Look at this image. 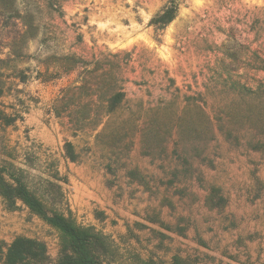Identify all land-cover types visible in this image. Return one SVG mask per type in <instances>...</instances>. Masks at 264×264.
Returning <instances> with one entry per match:
<instances>
[{
	"label": "rangeland",
	"instance_id": "374dc122",
	"mask_svg": "<svg viewBox=\"0 0 264 264\" xmlns=\"http://www.w3.org/2000/svg\"><path fill=\"white\" fill-rule=\"evenodd\" d=\"M59 2L63 17L53 21L42 15L47 34L30 42L25 57L8 60L7 50L0 48V60L8 61L0 62V159L14 153L31 177H46L55 164L76 223L108 236L127 261L138 255L160 264H175V259L264 264V157L241 154L234 140L217 133V142L206 150L212 163H201L189 152L196 175L185 176L171 140L166 158L157 147L145 150L142 134L150 121L146 109L168 100L176 89V103L183 107L187 97L200 99L213 72L240 79L241 73L253 75L264 66V0ZM170 2L177 7L174 19L154 27L150 21ZM66 55L90 62L91 68H109L116 61L123 68L125 102L101 133H74L65 117L50 113L61 90L79 81V69L47 83L34 79L43 69L36 59L60 73L58 64L71 65L57 61ZM202 98L212 115L213 100ZM120 120L131 129L121 136L113 133ZM66 143L75 161L66 157ZM213 189L212 203L219 207L206 204ZM19 236L44 243L50 262L56 261V231L21 202L9 208L0 197V264Z\"/></svg>",
	"mask_w": 264,
	"mask_h": 264
},
{
	"label": "trees",
	"instance_id": "16d2710c",
	"mask_svg": "<svg viewBox=\"0 0 264 264\" xmlns=\"http://www.w3.org/2000/svg\"><path fill=\"white\" fill-rule=\"evenodd\" d=\"M38 1L33 0L32 6L24 7L20 0H0V48L7 50L8 60L25 57L30 42L47 34L44 31L47 27L43 25V14L53 21L63 17L59 0H41L43 7L36 5ZM176 12L177 7L170 2L150 23L156 28H162L174 19ZM55 25L48 26L51 28ZM35 61L43 68L34 77L41 83L66 76L75 69L80 70L79 81L63 88L55 100L50 110L55 118L65 117L74 133L98 129L101 133L109 127L110 118L120 111L125 102L123 85L126 79L119 62L111 63L109 68H91L90 62L66 55L58 57L57 61L69 62L71 65L65 68L58 64L60 73H51L45 61ZM0 62L8 61L3 59ZM263 63L264 60L260 59V64ZM254 71L253 75L241 73L240 79L226 71L213 72L206 92L198 93L200 99L187 97L184 106L180 107L176 103L179 98L176 89V93L171 94L168 100L162 99L154 107H148L146 115L150 121L142 133L144 149L151 151L157 147L159 153L167 158L171 153L168 150V142L171 140L174 146L172 152L177 159L182 160L185 176L196 175L193 154L201 163H212L206 150L217 142V133L234 140L241 154L258 153L264 157V77L256 76V73H264V66L260 65ZM18 75L20 82L28 79L23 71H19ZM205 95L213 100L210 106L212 115L202 98ZM213 111H217V114L213 115ZM127 125L125 120L116 121L113 133L124 135L131 130ZM234 130H240V133L233 134ZM175 136L178 137L177 141ZM72 148L70 143H66L65 154L71 161H75ZM189 152L192 155H188ZM7 155L0 159V197L9 208L21 202L31 215L56 231L59 252L53 264H160L153 259L144 260L138 255L128 257L127 261L108 236L93 227L77 224L68 209L60 184L62 180L55 164L51 165V174H46V177H31L17 165L14 153ZM215 193L213 189L206 197L209 207H219L212 203ZM1 259L4 264H52L44 243L23 236L17 237L9 245ZM175 264L196 262H179L175 259Z\"/></svg>",
	"mask_w": 264,
	"mask_h": 264
}]
</instances>
